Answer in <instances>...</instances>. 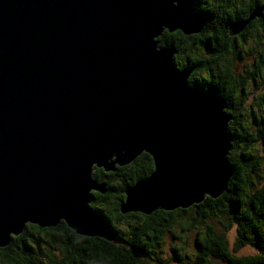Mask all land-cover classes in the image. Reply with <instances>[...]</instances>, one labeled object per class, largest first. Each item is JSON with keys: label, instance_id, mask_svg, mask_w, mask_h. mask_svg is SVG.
Masks as SVG:
<instances>
[{"label": "water", "instance_id": "obj_1", "mask_svg": "<svg viewBox=\"0 0 264 264\" xmlns=\"http://www.w3.org/2000/svg\"><path fill=\"white\" fill-rule=\"evenodd\" d=\"M231 26L236 36L255 19ZM194 0H0V247L28 224L64 222L79 236L114 239L91 207L108 193L93 178L143 153L153 173L125 191L121 213L151 215L225 193L233 115L190 85L164 32L200 34Z\"/></svg>", "mask_w": 264, "mask_h": 264}, {"label": "trees", "instance_id": "obj_2", "mask_svg": "<svg viewBox=\"0 0 264 264\" xmlns=\"http://www.w3.org/2000/svg\"><path fill=\"white\" fill-rule=\"evenodd\" d=\"M209 1L212 6L221 7L224 11L234 10L231 17H227L228 20L225 18L226 21H222L226 37L233 40L237 38L240 47L246 45L247 36L249 42L256 41L255 48L250 45L251 52L254 48L255 56L252 82L256 83L259 78L264 86V13L238 36L230 35L231 26L247 20L256 7L264 4V0ZM194 2L197 11L211 23L210 11L202 5L204 0ZM226 3L231 6L228 7ZM221 32L219 28L208 29L210 35L197 43L180 31L171 34L164 32L159 38V47L177 51L176 64L179 70L192 69L196 74H204L205 79L199 86L191 80L190 85L224 99L228 104L226 112L234 116L233 122L229 124L234 140L228 158L235 166V173L225 193L217 199L206 198L201 204L186 210H158L151 215L122 214L125 191L153 173L152 157L143 153L132 164L116 167L115 172L106 173L95 168L93 178L106 184L108 193L101 195L93 192L90 205L114 231V239L108 241L79 236L64 222L56 228L45 229L28 224L20 236L12 237L9 246L0 247V264H149L150 260L163 263L160 257L161 244L166 234L176 227L197 231L196 252L190 264H264V154L260 157L251 149L259 142L264 151V116L260 119L253 116L252 122L248 123L244 120L241 98L247 86L245 81L240 83L236 80L227 89L210 79L219 76L222 81L226 78L229 83L232 82L231 63L240 59L241 55L240 52H217L223 42L219 37ZM261 32V37L257 39V34ZM231 47L233 50L237 47L235 41ZM187 49L190 52H184ZM203 49L207 52H201ZM228 90H232L233 99L225 96ZM256 104L261 107L263 103ZM240 146L244 149L237 153ZM232 230L236 233L233 251L251 247L250 255L239 257L231 251L227 236ZM174 260L180 262V257L175 256Z\"/></svg>", "mask_w": 264, "mask_h": 264}, {"label": "rangeland", "instance_id": "obj_3", "mask_svg": "<svg viewBox=\"0 0 264 264\" xmlns=\"http://www.w3.org/2000/svg\"><path fill=\"white\" fill-rule=\"evenodd\" d=\"M261 34L262 32L257 34L256 36L257 39L258 37H261ZM253 35L255 36V33ZM248 37L249 36L246 37L247 41H245L246 42L245 46L248 47L251 45V47L255 48L256 41L249 42ZM250 37H252V34L250 35ZM253 51L250 52L249 55H243V56L240 55V59L236 60L234 63H231V70H230V73L232 71L235 75H237L236 79L235 76H232L234 80L230 82V84L235 83L236 80H239L240 83L242 81H245V83L247 84L246 90L244 91V94L242 95L243 97L241 98V106L245 113L244 120H247V123L252 122L253 116H256L257 119H260L264 116V101H262V99H264V86L260 82L259 78L257 80V77H255V79L257 80V81L255 80L256 83L252 82V76L254 75L253 66L255 63V56ZM255 52H257V50H255ZM203 75L199 74L198 76L196 73H194L193 78L200 79ZM239 75H241L242 77H240ZM223 82H227L229 85V81L226 78L223 80ZM260 102L263 103L261 107H259L258 104H256ZM231 122H233V120ZM243 123H245V121ZM242 149H244V147L240 146L237 153H239ZM251 149L253 153L258 154L260 157L263 156L264 154L263 146L259 142H256L251 147ZM227 237L230 244V249L236 256L242 257V256L250 255L252 253L251 247H244L238 249L237 251H233L234 244L236 241V233L233 230L228 233ZM196 238H197V231L195 230L186 231L182 227H176L172 229V231L166 234L165 239L163 240V243L161 244V248H160L161 249L160 257L164 262L155 263L154 261L150 260L149 264H190V261L196 252V244H195ZM175 256L180 257V262L174 260Z\"/></svg>", "mask_w": 264, "mask_h": 264}, {"label": "flooded vegetation", "instance_id": "obj_4", "mask_svg": "<svg viewBox=\"0 0 264 264\" xmlns=\"http://www.w3.org/2000/svg\"><path fill=\"white\" fill-rule=\"evenodd\" d=\"M212 3L209 1V0H204V2L202 3L203 7L205 10H208L210 11L209 13L211 14V23H208V21H206V17L205 18V25H204V28L202 30V32L200 34H197V35H193L191 36L190 40H195V42H199L201 41V38H205L207 35H210L208 33V29L209 30H217L218 28L222 30V32L220 33V38L222 39V44L219 46L220 47V51H217V52H240L241 55H248L249 52H251V48L250 46L246 47V46H241L240 47V43L238 44L237 43V38L235 40H233L232 38L230 37H226L227 35L223 34V27H222V21L225 20V18L227 17H231V14L234 13V10L233 9H229L228 11H224L223 8L221 7H217V6H212L211 5ZM228 4V3H226ZM231 6L228 4V7ZM223 10V11H222ZM228 20V18H227ZM226 21V20H225ZM211 27V28H210ZM171 34V33H170ZM214 35V34H212ZM228 38V39H227ZM226 39L228 40L227 42H224L226 41ZM235 41L236 44H237V47L233 50L231 45H232V42ZM198 51L201 50V49H197ZM196 50V52H198ZM184 52H190L189 49L185 50ZM201 52H207V50L204 51V49L201 51ZM185 60V59H184ZM175 62H176V55H175ZM186 64V63H185ZM194 64V63H193ZM177 65V64H176ZM192 70V69H191ZM193 75H194V71L192 70V73H191V76L189 78V82H194L195 84H197L198 86L200 85V82L205 79L204 78V75L200 78V79H196V78H193ZM199 76V73L197 74ZM231 77L232 76H235V74L231 71L230 73ZM201 76V75H200ZM206 76V75H205ZM240 77H242L241 75H239ZM210 78V77H209ZM208 78V79H209ZM221 77H216V78H213L211 77L210 79L211 80H215L221 87L222 86H225L227 89L230 88V85H228L227 82H223L222 79H220ZM209 79V80H210ZM191 80V81H190ZM227 84V85H226ZM230 84V83H229ZM233 84V83H232ZM231 84V85H232ZM226 97L233 99V93H232V90H228V93H226L225 95Z\"/></svg>", "mask_w": 264, "mask_h": 264}, {"label": "snow or ice", "instance_id": "obj_5", "mask_svg": "<svg viewBox=\"0 0 264 264\" xmlns=\"http://www.w3.org/2000/svg\"><path fill=\"white\" fill-rule=\"evenodd\" d=\"M172 0H168V3L171 4ZM181 6H183L186 2V0H178Z\"/></svg>", "mask_w": 264, "mask_h": 264}]
</instances>
